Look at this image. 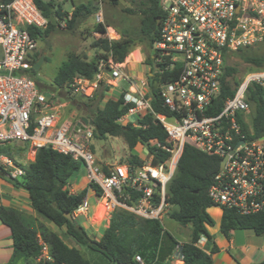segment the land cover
I'll return each mask as SVG.
<instances>
[{
    "label": "built area",
    "instance_id": "obj_1",
    "mask_svg": "<svg viewBox=\"0 0 264 264\" xmlns=\"http://www.w3.org/2000/svg\"><path fill=\"white\" fill-rule=\"evenodd\" d=\"M163 16L160 34L152 48L154 67L164 73L177 71L178 78L160 86L163 106L171 115L152 109L149 78L136 83L125 73L126 64L115 63L111 56L100 62L93 80L77 76L58 92L44 93L30 76L37 63L39 39L28 30H45V18L34 0H12L0 5V149L27 145L25 159L34 161L38 150L47 148L84 163L88 185L100 189L107 216L117 209L138 218L158 220L170 213L168 186L174 178L185 145L221 159L223 168L214 177L208 197L214 207L232 210L241 216L264 213V138H253L249 123L253 112L248 100L249 87L257 85L264 96V70L249 72L227 98L217 114L215 101L221 94L226 55L264 43V0H160ZM97 14L98 23L103 22ZM110 41L111 38L108 37ZM143 62V59L140 61ZM108 74L115 82L130 87L124 92L125 104L132 107L118 122L123 125L152 114L167 132L166 144L152 142L170 154L155 164L147 151L143 163L134 166L101 164L93 150V126L80 117L72 123L62 116L60 92L92 99ZM104 84V83H103ZM81 123L82 127L76 129ZM243 124L248 125L246 131ZM108 168L110 174H107ZM25 170L0 152V176L18 180ZM72 194H75L72 192ZM136 199L132 201V196ZM91 205L87 198L74 211L73 218H88ZM207 239L197 244L204 248ZM44 245L43 251L47 249ZM182 244L175 259L183 260ZM52 261V258H49ZM137 264H146L137 255Z\"/></svg>",
    "mask_w": 264,
    "mask_h": 264
},
{
    "label": "trees",
    "instance_id": "obj_2",
    "mask_svg": "<svg viewBox=\"0 0 264 264\" xmlns=\"http://www.w3.org/2000/svg\"><path fill=\"white\" fill-rule=\"evenodd\" d=\"M11 1L0 0V5ZM118 1L111 0L114 4ZM34 2L49 21L45 30L28 28L29 32L39 40L56 29L57 25L53 24V19L59 22L60 19L67 18L68 27L74 29L98 11V8L91 4L81 3L75 5L69 15L64 12L63 5L55 0H34ZM140 12L142 20L139 32L122 33L121 41H110L108 38L94 40L92 47L96 50V55L92 60H88L86 55L69 54L53 78V89L63 90L77 76L93 80L102 60L111 56L115 63L122 64L137 43H142L150 50V56L147 57L145 64L153 68L154 74L149 78L152 109L157 114L171 115L169 109L163 106L160 86L177 79L179 73L170 70L161 73L156 70L152 54L153 45L160 34L159 20L163 16L160 0H145ZM94 32L106 35V26L103 23H97ZM252 48L241 49L226 55L221 94L215 101L214 110L210 114L219 113L223 102L232 97L240 85L230 80L237 72L235 68L227 65L231 55L242 54L246 62L257 66L255 70L264 69L262 68L264 56H252L251 54H254L251 51ZM39 58L40 52H38L37 61ZM30 76L40 86L37 81V71L33 69ZM110 91L113 95L108 97ZM124 92L102 83L92 99L79 95L70 96L69 92L66 95L70 96L68 100L77 105L84 117L93 121L95 141L98 143L100 140L107 141L109 137L123 138L129 150L126 163L134 166H140L143 163L141 158L133 153L139 145L154 155L155 164L165 161L170 154L151 144L152 142L166 144L167 132L161 124L155 121L152 114L143 116L136 125L132 123L123 125L118 122L132 107L131 104H125ZM248 100L253 108L250 122L253 138H264L262 89L257 85L249 87ZM243 127L246 131L249 129L248 125L243 124ZM27 150V145L0 149V152L8 155L15 165L25 170V175L21 179L9 181L16 189L27 192L34 211L47 222L63 229L65 235L73 239L80 248L99 253L112 264H137L135 261L137 255H140L146 264H172L180 243L158 220L141 219L125 210L117 209L112 213L109 226L104 233L95 238H92L77 220V223L69 221L66 214L73 215L74 211L84 202L90 189L95 191L98 198L102 196V192L98 187L88 185L75 194L71 193L74 178L84 168L83 162L47 148L38 150L34 161L23 162L21 156L25 157ZM93 150L95 152L94 147ZM220 165V158L209 156L190 145H185L176 174L168 186L167 201L172 208L169 217L181 226L191 227L190 240L181 246L184 264H214L212 254L218 251V247L208 227H215L216 222L208 213V209L214 207L208 197V191L214 177L220 171ZM105 171L110 174L108 168H105ZM131 196L132 201L136 199L133 193ZM0 219L12 232L13 253L7 264H19L20 262L24 264H92L82 250L69 246L46 224L33 218H25L12 207L0 206ZM27 219L33 224H29ZM238 229L253 230L257 235L264 236V213L241 216L232 210L223 211L220 231L226 237H230L231 232ZM203 237L207 239V242L202 249L197 244ZM42 243L48 247L51 262L38 261L43 255L44 245ZM260 264H264V261Z\"/></svg>",
    "mask_w": 264,
    "mask_h": 264
},
{
    "label": "rangeland",
    "instance_id": "obj_3",
    "mask_svg": "<svg viewBox=\"0 0 264 264\" xmlns=\"http://www.w3.org/2000/svg\"><path fill=\"white\" fill-rule=\"evenodd\" d=\"M50 1V0H44ZM57 3L63 5L64 12H67L69 15L72 13L73 3L75 4H91L98 8V11L88 18L87 20L79 23L74 29L68 27L67 18L60 19L59 22H56V29L50 31L47 35L39 41V52L40 57L44 54V61L42 63L41 69L37 71V81L39 82L44 93L48 94L52 92H58L59 90H54L52 87L53 78L57 74V71L63 61L67 59L69 54L76 53L86 55L88 60H92L96 55V50L92 47L94 40L99 38H111L112 40L121 41L122 33H134L139 32L142 20V13L140 9L143 7L145 0H119L117 4L111 2V0H55ZM97 14H101L102 21L106 26V35H101L94 32V27L98 23ZM113 30V31H112ZM115 32V33H114ZM251 51L254 54L252 56L263 57L264 56V44L261 46L253 47ZM250 55V54H249ZM150 56V50L145 44L137 43L134 47V50L128 55L124 64H126L125 73L129 76L134 77L136 83H139L140 80L145 79L149 71V65L145 64L147 57ZM242 54L231 55L228 59L227 65L232 68H235L237 72L230 79L232 83H241L245 76L252 71H256L257 66L253 63H248L243 59ZM141 59L143 62L141 63ZM264 68V65L262 66ZM264 70V69H263ZM105 85L115 87V82L110 79L108 74L104 75ZM119 87L125 91L129 90V83L126 80H121ZM99 89V88H98ZM98 91V90H97ZM113 92L110 91L108 97H111ZM60 95L63 99V109L62 116L63 118L68 119L72 123L78 121L80 117H84L83 112L78 110V107L75 103L68 100L69 95H66L65 92H60ZM81 96V95H79ZM94 98V97H93ZM87 101V100H84ZM253 110V108H252ZM253 112H250L249 123L251 122ZM93 146L95 149V154L100 160L101 164L111 163V164H121L126 163L127 158L129 157V150L121 137L112 138L109 137L105 144L101 146L100 142L93 140ZM146 150L143 149L140 145L135 149V154L143 158L146 156ZM23 162H26L24 156H21ZM78 183V187L88 186V181L86 179L85 167L81 172L76 176L73 182ZM71 188L72 185H71ZM86 188V187H85ZM88 196L90 197L89 202L91 207L95 205V198L97 199V206L91 209L88 218L81 217L77 221L80 223L91 235V227L94 226L95 229H99V235H102L106 228L102 227L104 223L108 222L110 218L107 216V210L105 209L104 214L101 219L95 220V213L98 205L102 200H99L95 191L92 189L89 190ZM102 208H100V211ZM220 211L216 207L208 209L210 216L218 222V217L216 213ZM29 224H33L31 221H28ZM162 226L167 229L179 242H187L191 238V227L190 226H181L174 220L169 217V214L165 215L161 220ZM35 226V225H34ZM53 231L63 236L69 242H72L74 245L76 243L70 237H67L62 229L53 225ZM87 257L90 258L91 262H94L93 259L89 256V253L98 255L102 257L104 261H109L102 256L101 254L91 251L87 248L82 249ZM91 254V255H92ZM111 263V262H110ZM19 264H24L20 262ZM93 264V263H92ZM112 264V263H111Z\"/></svg>",
    "mask_w": 264,
    "mask_h": 264
},
{
    "label": "crops",
    "instance_id": "obj_4",
    "mask_svg": "<svg viewBox=\"0 0 264 264\" xmlns=\"http://www.w3.org/2000/svg\"><path fill=\"white\" fill-rule=\"evenodd\" d=\"M75 5L77 4L73 3V9ZM133 153H135V151H133ZM106 164L114 165L111 163H106ZM72 187H73L71 188L72 192L77 193L87 186L78 187V183L75 180V182H72ZM88 195L89 194H87L86 196L88 201L90 197H94ZM97 204H98L97 199L95 198V205L92 206L91 209H93V207L95 208ZM0 206L12 207L18 210L23 217L28 219L31 218L36 219L46 224L51 230H53L52 224L47 222L42 216H40L36 211L32 209L27 192L22 189H16L12 185V183L4 176L0 177ZM100 208L101 207H97L96 209V213L94 217L95 220L101 219L102 215L104 214L100 211ZM222 215L223 212L221 210L218 211L216 213V217H218V222H216V226L208 227V231L213 236L214 242L218 247V251L212 254L213 263L214 264L262 263L264 261V236L257 235L253 230L238 229L232 231L230 237H226L220 231V223H221ZM109 222L110 220L104 223L102 227L107 228L109 226ZM100 228L101 227L95 229V227L92 226L91 235L90 234L89 235L92 238L99 237L98 235ZM62 232H64L63 229ZM60 237L69 246L76 247L82 250V248H80L77 244L74 245L72 242L66 240L63 236ZM179 243L183 244L182 242ZM12 253H13V240H12L11 229L5 224H3L0 219V264H7L12 257ZM89 254H90L89 256L93 259L94 262H91L90 258L87 257L86 254L84 253L86 258L93 264H111L110 262L108 263L107 261H104V259H102V257H99L98 255H94L92 253ZM49 258L50 255L47 247V249L43 251V255L40 257V259H38V261L45 260L51 262ZM171 263L184 264L183 260L180 259L177 260L174 257Z\"/></svg>",
    "mask_w": 264,
    "mask_h": 264
},
{
    "label": "water",
    "instance_id": "obj_5",
    "mask_svg": "<svg viewBox=\"0 0 264 264\" xmlns=\"http://www.w3.org/2000/svg\"><path fill=\"white\" fill-rule=\"evenodd\" d=\"M159 22H160V20H159ZM53 24H56L55 19H53ZM158 25H159V23H158ZM44 57H45V55L43 54V55L39 58V60L37 61V63L35 64V66H34V70H35V71H39V70L41 69L42 63H43V61H44ZM81 121H82L86 126H87V125H91V126H93V121L90 120V119H88V118H86V117H82V118H81ZM79 127H82L81 123H79V124L77 125L76 129H78ZM100 144H101V146H103V145L105 144V140H100ZM223 166H224V162L221 163L220 167L223 168ZM66 217H67V219H68L69 221H71V222H73V223H77L76 220L73 218V216L70 215L69 213L66 214Z\"/></svg>",
    "mask_w": 264,
    "mask_h": 264
},
{
    "label": "bare ground",
    "instance_id": "obj_6",
    "mask_svg": "<svg viewBox=\"0 0 264 264\" xmlns=\"http://www.w3.org/2000/svg\"><path fill=\"white\" fill-rule=\"evenodd\" d=\"M112 31H113V30H112ZM114 33H115V32H114ZM98 207H101V208H102V210H101L102 213H104V212H105V209H107V208H106V204H105V202H101V203L99 204Z\"/></svg>",
    "mask_w": 264,
    "mask_h": 264
}]
</instances>
